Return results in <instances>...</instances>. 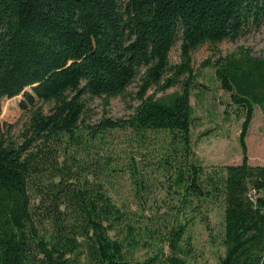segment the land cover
Instances as JSON below:
<instances>
[{"label": "trees", "instance_id": "16d2710c", "mask_svg": "<svg viewBox=\"0 0 264 264\" xmlns=\"http://www.w3.org/2000/svg\"><path fill=\"white\" fill-rule=\"evenodd\" d=\"M262 24L264 0H0V115L7 102L28 109L18 134L17 122H0V264H152L165 243L168 262L186 264L174 252L187 251L198 215L207 222L206 203L224 210L220 264H264V164L250 162L246 144L255 104L264 109L263 57L216 66L245 108L242 160L187 158L193 51ZM177 42L181 59L172 62ZM135 81L129 118L85 122L92 99L109 104ZM180 81L170 98L149 93ZM41 97L48 110L36 105ZM120 129L143 145L152 134L160 142L165 195L138 180L133 200L112 195L102 165L114 156L102 139ZM127 157L134 164V153ZM146 244L157 254L135 258Z\"/></svg>", "mask_w": 264, "mask_h": 264}, {"label": "rangeland", "instance_id": "374dc122", "mask_svg": "<svg viewBox=\"0 0 264 264\" xmlns=\"http://www.w3.org/2000/svg\"><path fill=\"white\" fill-rule=\"evenodd\" d=\"M192 55L195 77L191 87V103L194 119L192 149L187 154V158L206 166L240 162L243 155L240 133L245 118V108L242 104H238L232 92L222 85L221 78L216 73V66L246 57L264 58V24L257 29L253 28L245 32L235 40L206 42L197 47ZM170 59L172 62L180 61V42L172 48ZM182 77L184 78L185 75ZM229 77L232 78L231 73ZM234 86L237 90V85ZM180 88L181 81L164 91L152 87L149 93L170 98ZM137 89L138 84L135 81L128 87L129 92L126 95L112 97L109 104H106L102 97H95L89 102L84 117L85 122L96 124L105 114L114 118H129L138 103L135 93ZM36 105H42L45 110H48L51 101L41 97ZM27 113L28 109L21 108L17 101L7 102L4 112L0 115V122L2 120L17 122L13 133L18 134L23 128ZM140 139L139 134L131 129L113 131L108 133L107 138L102 139L104 148L114 156L111 164L102 166L107 175L110 192L115 198L129 197L133 200L131 195H135L136 180L149 186L147 193L150 195H165L166 190L161 186V180H164L167 175L163 174L159 165L160 142L155 140L153 134L150 143L146 145H143ZM246 144L250 162L264 164V109L259 103H256L254 107L253 118L246 134ZM132 153L136 157L134 164L127 157ZM107 165L109 166L106 167ZM131 206L136 207L134 203H131ZM203 212L207 213L206 223L198 215L188 225L186 239L182 242L187 251L174 252L184 257L186 264H220V257L225 252V247L221 243L224 230L223 207L219 204L206 203ZM157 252L156 246L146 244L135 249L134 257L145 258ZM171 253L173 252L169 244L165 243L164 253H160L152 264H170L167 255Z\"/></svg>", "mask_w": 264, "mask_h": 264}]
</instances>
